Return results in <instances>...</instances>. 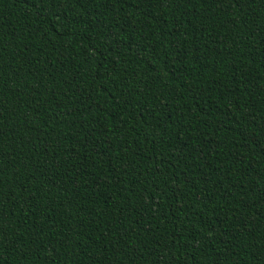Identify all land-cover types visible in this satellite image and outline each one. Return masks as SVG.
I'll list each match as a JSON object with an SVG mask.
<instances>
[{
	"label": "trees",
	"instance_id": "1",
	"mask_svg": "<svg viewBox=\"0 0 264 264\" xmlns=\"http://www.w3.org/2000/svg\"><path fill=\"white\" fill-rule=\"evenodd\" d=\"M0 264H264V0H0Z\"/></svg>",
	"mask_w": 264,
	"mask_h": 264
}]
</instances>
